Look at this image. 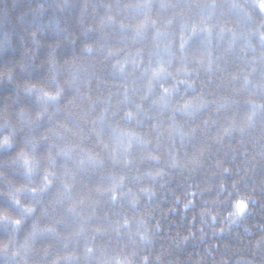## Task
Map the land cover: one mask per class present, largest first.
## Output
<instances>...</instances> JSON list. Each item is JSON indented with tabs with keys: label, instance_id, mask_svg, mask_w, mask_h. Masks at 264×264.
Returning a JSON list of instances; mask_svg holds the SVG:
<instances>
[{
	"label": "clouds",
	"instance_id": "1",
	"mask_svg": "<svg viewBox=\"0 0 264 264\" xmlns=\"http://www.w3.org/2000/svg\"><path fill=\"white\" fill-rule=\"evenodd\" d=\"M17 35L3 264H264V0H0Z\"/></svg>",
	"mask_w": 264,
	"mask_h": 264
},
{
	"label": "trees",
	"instance_id": "2",
	"mask_svg": "<svg viewBox=\"0 0 264 264\" xmlns=\"http://www.w3.org/2000/svg\"><path fill=\"white\" fill-rule=\"evenodd\" d=\"M24 2L27 4L29 3V0H24ZM30 2L31 4L35 5L38 2H42V0H30ZM48 3H51V0H48ZM49 15L50 13L46 14L44 19L47 20ZM16 32L17 34H19L20 29H16ZM53 39H55V37L52 35H45L42 37V41L44 42V48L41 49V55H43L44 52L47 50V42ZM13 44L16 48L15 53L9 52L6 55L0 57V71H5L8 70L9 68L15 67V79L20 82H22L25 79H29V78L35 79L39 77L41 75L40 72H35L33 73L32 77H29L27 72L20 71V68L17 65H18V61L22 56L23 48L19 42L18 35L14 36ZM13 87L14 86L12 84H8L6 81L3 85H0V98H2L6 93L13 92ZM47 126H48L47 123H45L41 127L46 128ZM12 151L14 152L15 149H13ZM8 155H11V153L8 152L0 153V160H2L4 157ZM5 170L8 172V175L10 177L15 175V173H13L11 169H5ZM17 179L19 178L17 177ZM5 187L6 185L3 183V181H0V188H5ZM0 209H7L14 214H19V208L14 206L10 202L9 198L4 194H0ZM6 237H7V232L5 231L3 226H0V238H6ZM45 243H49V242L46 241ZM3 261L4 258L0 257V264H3Z\"/></svg>",
	"mask_w": 264,
	"mask_h": 264
}]
</instances>
